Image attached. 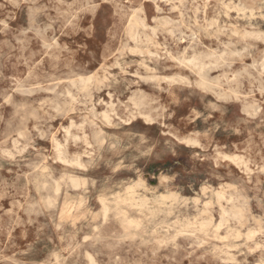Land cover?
Wrapping results in <instances>:
<instances>
[{
	"label": "rangeland",
	"instance_id": "obj_1",
	"mask_svg": "<svg viewBox=\"0 0 264 264\" xmlns=\"http://www.w3.org/2000/svg\"><path fill=\"white\" fill-rule=\"evenodd\" d=\"M263 59L264 0H0V264H264Z\"/></svg>",
	"mask_w": 264,
	"mask_h": 264
},
{
	"label": "bare ground",
	"instance_id": "obj_2",
	"mask_svg": "<svg viewBox=\"0 0 264 264\" xmlns=\"http://www.w3.org/2000/svg\"><path fill=\"white\" fill-rule=\"evenodd\" d=\"M202 19H203V18H202ZM257 36H258V35H257ZM174 38H175V37H174ZM256 38H257V37H256ZM259 38H260V37H259ZM259 38H258V39H259ZM180 40H181V39H180ZM222 53H223V52H222ZM263 60H264V59H263ZM263 67H264V66H263ZM261 69H262V68H261ZM68 83H69V82H68ZM75 91H76V90H75ZM73 101H74V100H73ZM67 128H68V127H67ZM41 134H42V133H41ZM67 135H68V134H67ZM72 138H73V136H72ZM63 141H64V139H63ZM191 141H192V140H191ZM186 142H190V141H189V140H188V141L186 140ZM18 144H19V143H18ZM183 144H184V143H183ZM187 144H188V143H187ZM194 144H195V143H194ZM15 145H16V144H15ZM185 146H186V145H185ZM25 147H26V146H25ZM54 147H55V146H54ZM54 147H53V148H54ZM86 147H87V146H86ZM3 150H4V149H3ZM0 151H1V150H0ZM22 151H23V150H22ZM57 151H58V150H57ZM16 155H17V154H16ZM59 155H60V154L58 153V156H59ZM11 156H12V155H11ZM60 157H61V156H60ZM57 158H58V157H57ZM233 160H234V159H233ZM239 160H240V159H239ZM65 162H66V161H65ZM75 163H76V162H75ZM247 163H248V162H247ZM76 165H77V164H76ZM242 165H243V163H242ZM78 166H79V165H78ZM243 166H244V165H243ZM80 168H81V167H80ZM63 180H64V179H63ZM60 183H61V182H60ZM77 184H78V183H77ZM80 185H81V184H80ZM68 186H69V185H68ZM210 193H211V192H210ZM228 198H229V197H228ZM217 200H219V197H218ZM226 201H227V200H226ZM36 205H37V204H36ZM229 212H230V211H229ZM223 214H224V213H223ZM224 215H225V214H224ZM224 215H223V216H224ZM240 218H241V217H240ZM200 227H201V226H200ZM200 227H199V228H200ZM216 228H217V227H216ZM216 228H215V229H216ZM215 231H216V230H215ZM235 235H236V234H235ZM222 237H223V236H222ZM219 238H220V237H219ZM233 238H234V237H233ZM236 238H237V237H236ZM221 240H222V239H221ZM257 246H258V245H257ZM212 248H213V247H212ZM231 248H232V247H231ZM228 249H229V248H228ZM249 251H250V250H249ZM52 260H53V259H52ZM85 261H86V260H85Z\"/></svg>",
	"mask_w": 264,
	"mask_h": 264
}]
</instances>
